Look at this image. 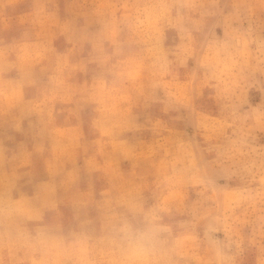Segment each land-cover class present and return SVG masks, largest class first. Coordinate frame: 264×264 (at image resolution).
I'll list each match as a JSON object with an SVG mask.
<instances>
[{
	"label": "rangeland",
	"instance_id": "374dc122",
	"mask_svg": "<svg viewBox=\"0 0 264 264\" xmlns=\"http://www.w3.org/2000/svg\"><path fill=\"white\" fill-rule=\"evenodd\" d=\"M0 264H264V0H0Z\"/></svg>",
	"mask_w": 264,
	"mask_h": 264
},
{
	"label": "clouds",
	"instance_id": "9594fccd",
	"mask_svg": "<svg viewBox=\"0 0 264 264\" xmlns=\"http://www.w3.org/2000/svg\"><path fill=\"white\" fill-rule=\"evenodd\" d=\"M142 239H148L149 237L148 236H143L141 237Z\"/></svg>",
	"mask_w": 264,
	"mask_h": 264
}]
</instances>
